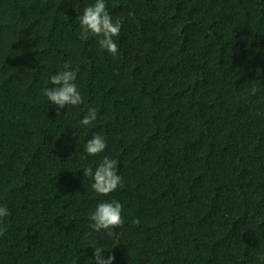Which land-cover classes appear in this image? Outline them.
<instances>
[{"label":"trees","instance_id":"16d2710c","mask_svg":"<svg viewBox=\"0 0 264 264\" xmlns=\"http://www.w3.org/2000/svg\"><path fill=\"white\" fill-rule=\"evenodd\" d=\"M105 2L115 56L81 39L95 0H0V264H92L98 246L113 264H264V0ZM66 64L83 103L60 109L43 89ZM104 157L108 195L83 175ZM112 200L123 225L93 231Z\"/></svg>","mask_w":264,"mask_h":264},{"label":"clouds","instance_id":"9594fccd","mask_svg":"<svg viewBox=\"0 0 264 264\" xmlns=\"http://www.w3.org/2000/svg\"><path fill=\"white\" fill-rule=\"evenodd\" d=\"M105 0H95V3L86 7L82 15L76 19L80 22L82 28L81 39L87 40L89 35L99 37L98 43L102 49L107 50L115 56L118 53V45L113 39L120 34L122 24L119 20L113 21L112 16L106 10ZM77 79V71L69 70L66 64L64 70L51 75L43 94L53 105H57L60 109L66 108L68 105L76 106L83 103L82 95L75 83ZM53 85L47 87V85ZM97 118V110L90 107L87 115L80 121L82 125H90ZM106 149L105 138L100 134H95L89 139L85 145L88 155L96 156ZM118 162L114 159L104 157L99 166L93 170L91 167L83 169V175L93 178L92 188L100 195H108L117 189L121 184L122 178L118 175ZM122 205L118 201L100 202L95 211L91 214L89 225L93 231H105L108 235H112V230L121 227L124 223L122 218ZM9 215L6 206H0V236L6 232V226H3V218ZM139 223V221H135ZM257 223H264V216L257 217ZM91 257L92 264H113L114 255L109 251L105 258L101 255L106 249L103 246L93 248ZM264 259V257H262Z\"/></svg>","mask_w":264,"mask_h":264}]
</instances>
